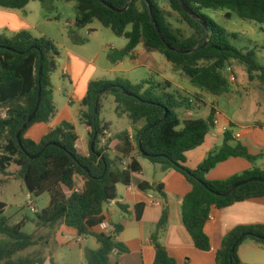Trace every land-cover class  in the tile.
<instances>
[{"label":"trees","instance_id":"1","mask_svg":"<svg viewBox=\"0 0 264 264\" xmlns=\"http://www.w3.org/2000/svg\"><path fill=\"white\" fill-rule=\"evenodd\" d=\"M34 1L45 0H0V8L22 10ZM64 1L75 3L77 27L99 22L116 37L128 41L125 48L111 50L109 58L113 64L133 57L137 48L143 45L147 51L163 55L176 73L186 76L195 87L213 96L228 92L230 81L225 71L234 62L245 68L250 81L256 79L264 88V67L256 60V51L238 49L233 44L237 35L203 14V10H223L227 12L226 18L235 14L242 20L264 25V0H183L198 19L184 10L182 0H169L170 11L165 10L159 0ZM173 13L192 30L190 36L186 37L181 29L174 27L170 21ZM59 57L58 47L48 37L35 38L25 31L12 37L0 35V176L3 177L0 185L20 180L33 197L49 194L48 208L36 212L37 229L52 228L62 222L81 237H95L100 247L86 250L87 264H110L112 252H127V247L116 240L123 231L121 225H115V235L95 230L106 220L105 206L117 199V186H130L134 174L142 170L137 156L159 165L163 171L175 170L185 176L192 189L183 200L182 221L195 248L202 252L211 250L205 227L213 209H225L264 197V170L254 168L220 181L207 179L213 169L229 159L244 158L255 163L260 158L236 141L234 126L225 132L224 144L218 151L210 153L196 169L186 166L187 153L201 147L215 128L216 110L212 109L207 120L181 122L177 111L181 108L194 111L195 103L169 93L167 90L172 86L169 81L145 80L133 84L119 78L91 82L82 100L84 111L81 116V122L90 128L91 152L88 157L78 153V135L71 124L51 130L40 142L26 138L33 125L48 124L57 114L52 76L58 71ZM40 88V108L21 135L22 149L17 135L36 108ZM109 94L114 97L117 117H127L133 133L129 130L119 132L103 143L112 127L111 123L101 119V102ZM195 99L199 101L197 97ZM140 122L145 123L142 129L136 128ZM113 142L116 145L111 149ZM44 149L39 158H30ZM129 159L131 162L125 167L124 163ZM13 166L17 167L16 172L11 171ZM76 178L80 179V186ZM254 178L262 181L250 182L227 195L235 184ZM78 186L81 188L78 193L66 195V190L72 191ZM139 187L165 197L162 185L154 187L143 182ZM144 207V204L136 206L139 220ZM120 208L126 211L125 206ZM6 209L7 204L0 201V264H43L39 255H23L37 245L36 236L23 232L25 221L11 225L3 216ZM168 218L169 212L165 209L151 238L156 249L154 264H177L159 241L167 228ZM243 235H247L246 238L231 252ZM258 237L264 238V224L235 228L223 239L216 254L217 264H243L239 248L248 240L264 247V239Z\"/></svg>","mask_w":264,"mask_h":264},{"label":"crops","instance_id":"2","mask_svg":"<svg viewBox=\"0 0 264 264\" xmlns=\"http://www.w3.org/2000/svg\"><path fill=\"white\" fill-rule=\"evenodd\" d=\"M34 2H31L22 10L0 8V35L12 37L25 31L31 33L35 38L43 36L49 38V34L41 29V26L49 22V20L41 19L40 13L35 11L38 8L40 10L41 5L32 6L31 4ZM93 30H95V33L87 45L72 41L71 44L65 45L64 50L60 53L58 71L52 76L55 92L54 102L57 108L56 116L48 124L33 125L25 135L28 139L40 142L51 130L65 124H71L78 135L76 144L78 153L85 157H88L91 152L90 128L81 122V116L84 111L82 100L87 94L89 84L93 81L123 79L122 75L124 73L137 70L139 67L147 71L155 70L152 52L146 49L139 51V47L133 57L113 64L109 58L111 50L123 49L127 43L106 42L98 36L99 33L96 28L91 29V31ZM93 41L96 42L94 43L95 49L90 51L86 46L92 45ZM257 47L260 51L264 49V47ZM233 67L228 68L229 72L235 73ZM230 75H227V77L229 78ZM232 84H235L236 90L229 88L228 92L222 96L216 97L212 95L215 97L212 104H207L208 97L204 93H190L185 90L186 96L179 94L184 98L193 100L195 103L194 111L182 108L185 113L183 118L179 116L181 122L196 119L194 118V112L201 111L203 105L208 108L207 119L212 109L216 110V126L207 136L205 143L198 149L187 153L186 166L189 169H196L210 153L218 151L224 144L225 132L231 129L232 126H234L232 130L236 141L247 146L253 156L260 157L255 163L244 158L229 159L218 165L207 175L209 181L226 180L254 168L264 170V122L259 120L247 123L242 122L239 118L240 113L244 112L245 107H247V101L249 100L246 99L248 97L253 99V104L249 110L250 113L253 114L259 111L264 113V88L258 80L250 81L248 75L245 76L243 84L240 85L238 83V78ZM238 95L241 100L238 99ZM225 96L227 106L225 107L239 105L236 111L230 110L226 112L222 110L221 102ZM195 97L199 101H196ZM102 120L107 122L105 119ZM108 123L112 124V122ZM144 125V122H140L136 128L142 129ZM126 130L133 133L131 123L129 128L122 131H113L111 127L108 137L103 143L115 134ZM115 145L116 143L113 142L110 148L113 149ZM110 154L112 157L115 156L112 150ZM135 156L137 155L135 154ZM137 159L141 164L142 170L134 174V180L130 186L118 185L117 199L107 204L104 208L105 221L114 228L115 225L123 227V231L117 235L116 240L127 247V252L125 253H120L117 250L112 252L110 264H154L156 249L151 238L165 209H168L169 212L168 225L161 234L159 241L166 249L168 255L176 260L177 264H217L216 254L221 247L223 239L232 230L241 226L264 224V197L237 203L225 209H213L205 227V232L211 241V250L208 252L197 250L182 221V204L184 197L192 189L191 185L185 176L178 171H163L159 165H154L143 157L137 156ZM130 162L131 159L127 160L124 166L126 167ZM76 182L79 183V186L82 184L79 178H76ZM143 182L154 187L162 185L165 197L155 191L145 192L141 190L139 185ZM140 204H144L145 207L139 220L136 206ZM121 205L126 207V211L120 208ZM69 228L61 222L52 228L38 229V232L42 234L36 237L37 245L32 247L36 248V250L30 255L41 256L44 260L43 264H87L85 259L86 250H97L100 245L95 237H81L75 229L79 238L73 236L72 247L70 248L71 257L66 259L59 257L62 263L59 262L56 251L51 252L49 250L46 254L43 250L44 244H52L54 234L66 235ZM95 232L102 231L98 227ZM89 237L92 238L89 239ZM77 245H79V249L75 251L73 248ZM238 254L243 264H264V247L257 245L253 241L244 242L239 248Z\"/></svg>","mask_w":264,"mask_h":264},{"label":"rangeland","instance_id":"3","mask_svg":"<svg viewBox=\"0 0 264 264\" xmlns=\"http://www.w3.org/2000/svg\"><path fill=\"white\" fill-rule=\"evenodd\" d=\"M160 5L167 11H170L169 0H159ZM36 3V4H35ZM33 5H41V8L38 11L42 20H49V22L44 23L41 26V29L49 34L50 38L58 47L59 52L61 53L64 50L65 45L71 44L72 41H75L79 44H88L91 40V37L94 35L95 30L91 29L96 28L98 31V36L101 37L106 42H116L126 44L128 41L125 38L116 37L110 29H105L101 26L99 22H94L88 27H77L75 25L76 21V10L74 2H66L64 0H53L50 9H45L43 3L34 2ZM31 6V7H32ZM226 11L223 10H203V14L210 17L218 26L224 28L231 34H236L237 38L233 39V44L240 50H253L256 51V60L264 67V49L260 51L257 47H264V25L257 24L252 21L242 20L238 18L235 14H232L231 18H226ZM172 19L170 20L175 28L181 29L183 34L188 37L192 34V30L188 25L181 19V17L173 13ZM95 41L92 42V45L86 46L90 51L95 49ZM139 51L145 50L143 45L139 46ZM154 58L155 70H144L142 67L137 68L129 73H124L122 76L123 79L130 80L133 84H139L142 81L150 80L155 83H165L166 81L171 82L172 86L167 91L174 95L181 94L186 96L187 92H197L199 94L207 95V104H212L215 97L210 93L205 92L197 87H195L189 78L179 73H176L173 69L171 63L161 54L152 52ZM60 59V57H59ZM58 59V62H59ZM130 62V60H128ZM234 65V67H233ZM231 67L235 69L234 72H229V69L225 71V75L235 74L236 79L238 78V83L241 85L247 76L244 67L241 64L235 62ZM128 67V66H126ZM54 75V74H53ZM230 89L236 90L235 84L230 83ZM241 100L240 96H237ZM247 107H245L244 112H241L239 118L242 122H257L261 120L264 122V113L256 112L250 113V107L253 104L252 97H248ZM101 118L105 119L107 122H112L113 131H122L129 128L131 123L127 117L119 119L115 113V101L114 97L109 94L101 102ZM222 110L229 112L230 110L236 111L239 108V105H234L233 107L226 108V96L222 98L221 102ZM226 106V107H225ZM208 108L205 105L202 106L201 111L194 112V118L207 120L206 114ZM180 118H183L185 113L184 109H179L177 111ZM17 167L13 166L11 168L12 172H16ZM3 179L0 176V180ZM28 190L24 183L20 180L11 181L7 185H0V201L7 204V209L4 213V217L9 220L11 225L18 224L22 221H25V227L23 232L27 234H34L36 237H39L42 233L38 232L36 227V212H41L44 209L48 208L50 197L49 194H44L43 196L36 198L33 197L34 209L29 205L28 199ZM73 236L78 237L75 230L72 228L68 229L66 235L59 233L54 234V241L52 244L48 245L47 243L43 245V250L48 253L57 252L58 258H69L71 257L70 248L71 241ZM79 238V237H78ZM92 237H89L91 239ZM75 251L79 249V245L73 248ZM36 248H31L23 253V255L32 254ZM60 263L62 260L58 259Z\"/></svg>","mask_w":264,"mask_h":264},{"label":"water","instance_id":"4","mask_svg":"<svg viewBox=\"0 0 264 264\" xmlns=\"http://www.w3.org/2000/svg\"><path fill=\"white\" fill-rule=\"evenodd\" d=\"M51 4H52V0H45L44 2H43V7L45 8V9H50L51 8ZM182 6H183V8H184V10L187 12V13H189L193 18H195V19H198V17H197V15L193 12V11H191L190 9H188L186 6H185V4H184V2H183V0H182ZM111 8V7H110ZM125 11V10H124ZM151 13H152V11H151ZM154 23H155V20H154ZM205 27L207 28V25L205 24ZM159 33H160V31H159ZM40 75H41V73H40ZM40 104H41V88L39 89V95H38V102H37V105H36V108H35V110H34V112L30 115V117L28 118V120L26 121V123L23 125V127H22V129H21V131L18 133V135H17V138H18V142H19V145H20V147L23 149V146H22V143H21V135H22V133L28 128V126L33 122V120H34V118L36 117V114H37V112H38V110H39V108H40ZM98 107H99V100H97V105H96V109H95V111H96V113L98 112ZM94 142L92 143V148L94 147ZM47 148V147H46ZM45 148V149H46ZM45 149L43 150V151H41L38 155H36V156H30V158L31 159H37V158H39L42 154H43V152L45 151ZM143 155L144 156H148L147 154H145V153H143ZM262 181V179L261 178H254V179H251V180H249V181H243V182H240V183H237V184H235L231 189H230V191L227 193V195L228 194H231L232 192H234L235 190H237L238 188H240L241 186H244V185H246V184H248V183H250V182H261ZM246 236L247 235H243L235 244H234V246H233V248H232V250H231V252H234L235 251V249L237 248V246L242 242V240H244V238H246ZM258 238H261V237H258ZM261 239H264V238H261Z\"/></svg>","mask_w":264,"mask_h":264},{"label":"built area","instance_id":"5","mask_svg":"<svg viewBox=\"0 0 264 264\" xmlns=\"http://www.w3.org/2000/svg\"><path fill=\"white\" fill-rule=\"evenodd\" d=\"M230 71V70H229ZM229 80L231 83H235L236 82V76L234 74H231L229 76ZM194 103V102H193ZM81 190V188L75 187L74 190H66L65 193L67 196H71L72 193L76 192L78 193ZM28 199H29V205L32 206V210L35 211L34 209V202H33V196L31 194L28 195ZM36 212V211H35ZM100 230L103 233L109 234V235H115L116 234V229L114 227H112L108 222H103L100 226H99Z\"/></svg>","mask_w":264,"mask_h":264}]
</instances>
